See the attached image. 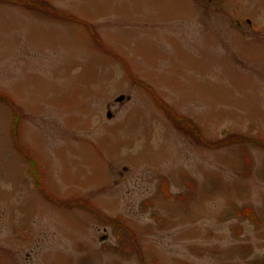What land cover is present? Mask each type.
<instances>
[{
	"label": "rangeland",
	"instance_id": "374dc122",
	"mask_svg": "<svg viewBox=\"0 0 264 264\" xmlns=\"http://www.w3.org/2000/svg\"><path fill=\"white\" fill-rule=\"evenodd\" d=\"M0 264H264V0H0Z\"/></svg>",
	"mask_w": 264,
	"mask_h": 264
},
{
	"label": "trees",
	"instance_id": "16d2710c",
	"mask_svg": "<svg viewBox=\"0 0 264 264\" xmlns=\"http://www.w3.org/2000/svg\"><path fill=\"white\" fill-rule=\"evenodd\" d=\"M21 5H23V6H28L29 8V10H34V11H36V10H40V5L39 4H30L28 1H24V3H22ZM29 5H31V6H29ZM48 5H46L45 3H44V9L45 10H47V12H52L53 10L51 9V7L50 6H48ZM45 13V12H44ZM63 16H62V18H68V16L66 15V14H62ZM9 103H11L10 101H8ZM9 105H13V104H9ZM13 110V109H12ZM14 111V110H13ZM183 124H185L186 126H187V130H186V132L185 133H187L188 134V136H190V137H192V138H194L197 134H200L198 131H195V128H194V125L192 124V123H188V122H182V123H180V124H177L178 126H181V125H183ZM14 130H15V132H20V123L18 124L17 122H15L14 123ZM201 136V135H200ZM199 138V137H198ZM200 139V138H199ZM226 141L225 140H223V142H221V143H215V144H217V145H221V144H226L225 143ZM258 143V142H257ZM261 144V143H260ZM217 145L216 146H214V145H212V144H210L209 143V148H215V147H217ZM263 146V145H262ZM31 171V170H30ZM38 173V168H37V166H36V164L33 166V169H32V172H30V174L32 175V176H34V173ZM38 179V178H37ZM37 184H40L39 182H37Z\"/></svg>",
	"mask_w": 264,
	"mask_h": 264
},
{
	"label": "water",
	"instance_id": "95a60500",
	"mask_svg": "<svg viewBox=\"0 0 264 264\" xmlns=\"http://www.w3.org/2000/svg\"><path fill=\"white\" fill-rule=\"evenodd\" d=\"M122 100H123V98H121L119 101H122ZM108 116H109V118H111V115L110 114Z\"/></svg>",
	"mask_w": 264,
	"mask_h": 264
}]
</instances>
